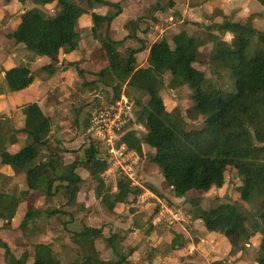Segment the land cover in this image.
Returning <instances> with one entry per match:
<instances>
[{"label":"trees","instance_id":"1","mask_svg":"<svg viewBox=\"0 0 264 264\" xmlns=\"http://www.w3.org/2000/svg\"><path fill=\"white\" fill-rule=\"evenodd\" d=\"M16 1L36 5L56 3L53 14L38 7L24 10L16 26L3 34L6 40L23 44L34 55L54 58L60 51L75 50L80 39L78 20L88 15V32L96 42L93 55L105 62L89 83L110 89L115 99L128 88L126 94L137 107L135 122L145 129L143 134L125 130L118 144H124L127 150L139 156L143 155L142 145H145L146 159L157 166L175 196L184 197L190 191H200L201 194L184 199L185 213L192 221L200 220L204 230L231 238L233 246L237 243L250 246V239L259 235L254 261L264 264V29L252 26V16L244 23L226 19L205 25L200 32L183 28L170 37H159L149 44L146 61L139 65L135 55L146 45L137 33L144 18L137 16L126 20L123 26L127 34L122 39H114L110 32L111 22L122 12L121 1ZM258 1L264 4V0ZM172 6L173 0H168L167 7L156 0L149 15L161 14ZM99 7H105L104 14L94 11ZM152 19L158 21L155 16ZM226 33L231 35L230 40L224 38ZM127 39L138 40L140 45L128 47L125 45ZM206 43H210L211 48L203 54L200 48ZM196 64L207 68L201 69ZM52 67L53 64H47L40 71L53 73ZM2 70L3 83L9 92L27 87L34 79L24 65ZM77 72L82 74L81 69ZM181 86H187L190 91L192 104L189 109L202 116L199 127L189 126L176 109L167 110L164 105L160 90ZM224 86H232L233 91ZM22 114L24 122L19 130L13 128L8 118L0 119V162L9 165L14 176H21L24 184L17 192L0 187L1 220L9 223L19 204L27 202L32 205L31 213L39 222H43L44 217L66 214L69 218L62 221L61 234L66 233L74 214L63 208L77 204L83 183L79 170L95 182V197L105 208L129 203L130 196L132 201L141 193V188L121 172L112 184L105 183L102 174L108 162L101 157L97 144L88 143L72 161L65 162L62 154L72 150L62 148L57 138L51 140L55 133L53 120L36 102L25 104ZM88 118L84 120L85 126ZM19 134L24 136V144L17 151H9L8 147ZM228 169L241 177L240 184L235 187L238 199L226 198L204 206L202 193L221 187ZM11 178L0 173V180L9 182ZM37 198L46 204L44 210L35 206ZM251 203L258 207L256 214L247 208ZM154 228L156 226H148L144 234ZM18 229L32 238L39 226L24 218ZM60 237L55 236L53 240L58 242ZM68 237L77 251L64 262L47 242L32 241L29 250L15 255L0 238L3 264H131L132 248L125 251L116 232L104 235L101 227L83 224ZM97 239L111 249V258H100L95 245ZM198 240V237L193 239L194 242ZM189 241L183 233H174L168 245L178 249ZM211 264L227 262L217 260Z\"/></svg>","mask_w":264,"mask_h":264},{"label":"rangeland","instance_id":"2","mask_svg":"<svg viewBox=\"0 0 264 264\" xmlns=\"http://www.w3.org/2000/svg\"><path fill=\"white\" fill-rule=\"evenodd\" d=\"M155 1L156 0H130L129 2V0H122L124 6L126 5V11L130 12L132 8L135 16H142L144 18L139 25L140 27L138 31V38L144 41L147 40L143 37L144 32H141L142 29L144 30L145 27L148 29L149 26L153 27L154 24L157 25L156 21L152 19V16L158 18V25L169 24L176 18L175 14L169 11V8L165 9V12L167 13H163L167 18V21H164L162 17H159V14L152 13L149 15L151 6ZM209 1L217 4V2L221 3L222 0ZM244 1V3L232 2V6H229L230 3L226 4V6H229L231 9H229L224 15L223 7L216 5L215 10H212L211 14L213 17L218 16L220 21L226 19L230 20V17L235 19V14L239 13L237 9L240 5L247 4L249 10L254 8L253 0ZM191 2L192 1H190V5L193 6ZM161 3L167 7L168 0H161ZM181 3L182 1L180 0L179 5H181ZM32 7H38L48 14H53L57 8L56 3L53 2L36 5L32 2L20 4L16 0H0V41H4L2 43L7 45V43H5L6 41L2 39L3 36L1 32H7L14 28L16 26V21L19 20V15L24 10ZM96 11L100 12V10ZM246 11L247 9H245V11H243L244 13L236 18V20L244 23L248 17ZM86 16L87 15L85 14L82 15L77 23V30L80 35L79 44L81 41L82 48L77 52V61L75 62V65H71L74 69L71 68L66 73L65 77H62V75H58V77L54 76L57 69L55 65L51 68L53 73L41 72L43 70L40 71L43 66L54 62L55 57L50 58L44 55H34V53H29L30 55L28 57L26 55L22 58L19 48L14 49L15 44L13 45L12 43L8 44V48L0 54L2 59L0 62V72L2 71V68L5 69L12 65H24L31 69V73L34 75L35 79H41V77L46 76L45 81H47L46 86L48 90H46L47 95L43 101V107L49 114L48 116L53 120V126L56 130L55 133L52 134L51 140L57 138L58 143H60L62 148L65 147L72 150L71 153L69 152L71 156L68 155L69 153L62 154V156H65L66 162L71 160L73 156L79 155L81 149L88 145V143L97 144L101 152L104 151V145L102 142L98 141V136L94 132L93 135H91V132L88 131L90 120L95 111L100 107L109 106L116 100L110 89H101L100 86L98 87L89 83L94 80V73L97 72L105 62L96 59L93 55L96 42L90 37L87 25H85V23H87ZM169 17L172 19L170 20ZM210 21L211 20L207 23H210ZM184 23L187 24L190 22L188 19L184 18ZM152 27L150 32L146 34V37L149 40H153L156 37ZM111 35L115 38V34ZM229 37L230 36L227 35V38ZM125 45L136 48L140 43L138 40L127 39ZM21 48L23 49L24 47ZM210 48L211 44L206 43L200 48V50L203 54H206ZM13 50H15L16 56L21 54L20 57L16 58V60L18 59V62L10 61L4 56V53L10 54V51ZM26 52L28 53L27 50L24 53L26 54ZM135 56L138 60V64L143 65L145 50L138 52ZM196 66L201 69L207 68L200 64H196ZM67 67L65 68L67 69ZM77 69L82 70L81 75L77 72ZM206 72L208 71L206 70ZM224 79L225 81H228L226 78ZM56 84L62 85L57 87ZM224 88L233 91L232 86H224ZM127 90L129 89L126 88L123 92L126 94ZM7 94H9V91L6 89L2 75L0 74V119L8 118L6 117L8 114L15 113L10 111L9 108L7 109L3 106L7 102L5 98V96L7 97ZM138 95L144 96L142 93H138ZM160 95L167 110L176 109L189 126H201L202 116L193 113L189 109L192 101L187 86H181L175 89L164 87L160 90ZM130 99L132 100V98ZM88 116L89 122L85 126L84 120L87 119ZM12 123L13 125L16 124L13 121ZM130 123L129 127L132 130H135L138 134H143L145 132L144 127L137 124L135 121ZM142 150V156L134 155L131 157V161L133 159V183L142 190L134 200L131 201L132 196H130L129 203L117 204L112 209L105 208L101 201L95 197V182L86 172L79 170V173L83 178V183L77 195V204L75 206H67L63 208L74 214V219L67 225L66 233L61 234L62 221L69 218L66 214L44 217L43 222H39V220L31 213L32 205L27 202H21L13 219L9 223L0 219L1 240L6 242L15 255H19L24 250H29L32 241L39 240L47 242L53 247L59 260L64 262L77 251V249L70 243L68 237L69 234H71V231L79 230L83 224H89L91 226L101 227L104 235L116 232L120 238L119 244L123 249L127 251L128 247L132 248V253L129 255L131 264H180L181 259L179 253L173 252V249L168 245V239L172 234L180 233L182 231L187 232V235L191 240L198 237V233L193 230V226L198 228L199 226H202V223L190 220L189 216L185 213L187 205L184 203V199L189 196H197L201 194V192L190 191L184 197L175 196L173 190L165 184L157 166L146 159L145 152L147 148L145 145H142ZM128 162H130V160ZM118 173L119 171L116 170L105 175V183L112 184ZM240 178L241 177L238 176L233 169H228L225 172L224 183L221 187L211 188L207 192L202 193L203 205L206 206L208 203H218L226 198L238 199L235 187L240 184ZM18 185L19 180L16 179L12 181L10 180L9 182H6L5 179L0 180V187L4 186L6 189L11 188L16 192L19 189ZM34 204L36 207L40 206L39 209L41 210L46 208V204L43 203L41 198H37ZM247 208L250 209L253 214H256L258 207L255 203H251ZM24 218L39 226L38 233L32 238L21 234V231L18 229ZM137 225H140V228H137ZM151 225L156 226V228H154L149 234H144L143 230ZM55 236H61L58 242L53 240ZM222 239L227 244L221 246L226 249L229 247V249H227V254H229L228 256L234 255V264H254L256 247L260 239L259 235L256 234L251 238L252 242L250 243V246H247L246 244L239 245L240 243H237V246H233L231 238L223 236ZM95 245L100 258L109 259L112 257L111 249L103 240L97 239ZM190 251L191 249L186 248L185 252H188L187 254H189ZM172 259L176 261V263L172 261ZM198 260L200 261V264H208V253L204 251V254L199 256ZM0 264H3V249L1 247Z\"/></svg>","mask_w":264,"mask_h":264},{"label":"crops","instance_id":"3","mask_svg":"<svg viewBox=\"0 0 264 264\" xmlns=\"http://www.w3.org/2000/svg\"><path fill=\"white\" fill-rule=\"evenodd\" d=\"M109 1H112V2L121 1V3H122V0H109ZM181 1H182V3H181V5H179L180 0H173V6L171 8H169L170 9L169 11L173 12L177 19L175 18V20H172L171 23L166 24V25H158V23L156 21L157 25L154 24L153 27L149 26L148 29H147V27H145L144 30L142 29L141 32H144L143 37H144V39L147 40V41H145L146 47H145V49H143V50H145V59H144L143 63H145L147 55H148L149 44L152 43L157 38L162 37V36L170 37L172 34L177 33L178 31H180L183 28L189 29L191 31L200 32V30H202L205 25L220 21L218 16L213 17V15L211 14L212 10H215L216 5H218V6L220 5V7H223V10L225 11V12L223 11V15H224L227 13V11L229 9H231V8H229V6L233 5L232 2H234V3H236V2L237 3H244L245 2L244 0H222L221 3L217 2V4H215L214 2H211L209 0H181ZM190 1H192L191 3L193 4V6L190 5ZM129 2H130V0H129ZM228 3H230V5L226 6V4H228ZM253 3H254V6H253L254 8L252 10L248 9L247 4L240 5L239 8L237 9V11H239V13L235 14V19L232 17H230V18L233 20H236V18L240 17L244 13L243 11H245V9H247V11H246V13L248 14L247 16H252V19H251L252 26L255 27L256 29H264V4H261L258 0H253ZM127 5H128V3H127ZM125 8H126V5L124 6V3H122V12L116 18H114L113 21L111 22L110 32H111V34H115V38L113 37L114 39H122L127 34V32L125 31L124 26H123L125 21L128 19L137 17L134 15L132 8H131L130 12L126 11ZM96 10H100V12H97ZM105 10H106L105 7H100V8L95 9L94 11L97 13H100V14H104ZM163 13L159 14V17H162L164 21H167V18L165 17V14H163ZM165 13H167V12H165ZM155 18H157V17H155ZM184 18L188 19L190 23H187V24L184 23ZM169 19L171 20L172 18L169 17ZM209 20H211L210 23H207ZM17 22L18 21H16V24H17ZM78 22H79V20H78ZM86 22L87 23H85V25H87V30H89L90 20H89L88 15L86 16ZM151 27L154 29V33L156 36L155 39H153V40H149L146 37V34H148L150 32ZM4 33L5 32H1L2 36ZM138 33H137V35H138ZM227 35L230 37L227 38ZM119 37H122V38H119ZM225 37H226L225 38L226 40H230L231 35L229 33H226ZM2 39L6 41L5 43H7V45L2 43L4 41H2V42L0 41V54H2V52H4L5 49L8 48L7 47V46H9L8 44L12 43V42L6 40L4 37H2ZM21 47H24V45L21 43H17L14 45V49L19 48L22 56H21V54H19V56H16L15 50L10 51V54L4 53V56L6 58H8L10 61H14V62L15 61L18 62V59L16 60V58H18L20 56L22 58H24L27 55V57H28L30 55L29 54L30 52L25 47L23 49ZM81 48L82 47H81V41H80V44L78 42V46L75 50L68 52V53H64L63 51L59 52V54L54 58L55 61L51 63V64L55 65V67L57 68L56 73L54 74L55 77H58V75H62V77L66 76V73L72 68L71 65L72 64L75 65V62L77 61V59H76L77 58V52H78V50H81ZM25 49L28 51V53L26 52V54L24 53L26 51ZM1 61H2V59L0 57V62ZM12 66H14V65H12ZM65 67H67V69ZM72 69H74V68H72ZM29 70L31 72V69H29ZM0 74L3 77L4 71L2 70L0 72ZM45 77L46 76H43V77H41V79H38V78L35 79V77H34L32 83L29 84L27 87H25L21 90H18V91L9 92V94H7V97L5 96L7 102L3 106L6 107L7 109L9 108V110L12 112H15L12 114H8L6 116V117H8L9 120L11 119L13 122L16 123L15 125H13L12 121L10 120V122H11V124L15 130H19L23 126L24 115L22 114V107L27 103L36 102L39 105V107L41 108V110L44 112V114L49 115L43 107V101L47 95L46 90H48V88L46 86L47 81H45L46 80ZM61 85H57V87L61 86ZM57 99H58V96H57ZM52 131L55 132L56 131L55 128L52 129ZM23 144H24V136L19 134V135H17L16 141L8 147V150L11 152L17 151ZM68 155L71 156L70 153ZM73 159H74V156L71 160H69L67 162H70ZM64 160H65V156H64ZM0 173L5 178H11L12 177L11 181L15 180V179L19 180V185H18L19 189L18 190L23 188L24 184H23V180L21 179V176L15 177L13 170L11 169V167L9 165H5V164H2L0 162ZM17 209H18V207H17ZM194 222L200 223V220H194ZM193 227H194L193 230H195V232L198 233L199 240L197 242H194L193 240L190 239V241L187 242V244L184 247L178 248V249H173V252L179 253V257L181 259L180 264L183 262L184 263H191V264H200V261L198 259H199V256H202L204 254V251H206V253H208V257H209V260H207L208 264H211L212 262L217 261V260L225 261V262H227V264H234V261H235L234 255L228 256L229 254H227V249H229V247L227 249L222 248V246L227 244L222 239L223 235H221L219 232H216V231H210V232L206 231V230H204L203 226H199L198 228H196L195 226H193ZM180 233H183L187 238H189V236L187 235L188 234L187 232L182 231ZM171 237H169L168 242L170 241ZM249 242L251 243L252 239H250ZM254 247H256V246H254ZM186 248L191 249L189 254H187L188 252H185ZM193 250H194V252H193ZM172 261H174V260L172 259ZM174 262L176 263V261H174ZM254 264H255V261H254Z\"/></svg>","mask_w":264,"mask_h":264},{"label":"built area","instance_id":"4","mask_svg":"<svg viewBox=\"0 0 264 264\" xmlns=\"http://www.w3.org/2000/svg\"><path fill=\"white\" fill-rule=\"evenodd\" d=\"M135 110L133 100L122 92L111 105L102 106L95 111L90 120L88 131L91 135L94 132L98 136V141L103 143L104 151L101 157L108 162V167L102 174L103 177L117 170L134 184L131 157L137 154L127 150L124 144H118V140L125 130L131 129L129 124L135 121Z\"/></svg>","mask_w":264,"mask_h":264}]
</instances>
